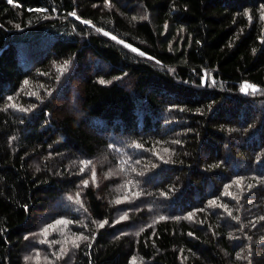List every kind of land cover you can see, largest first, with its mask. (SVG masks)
Returning a JSON list of instances; mask_svg holds the SVG:
<instances>
[{"label": "trees", "instance_id": "obj_1", "mask_svg": "<svg viewBox=\"0 0 264 264\" xmlns=\"http://www.w3.org/2000/svg\"><path fill=\"white\" fill-rule=\"evenodd\" d=\"M0 264H264V0H0Z\"/></svg>", "mask_w": 264, "mask_h": 264}, {"label": "rangeland", "instance_id": "obj_2", "mask_svg": "<svg viewBox=\"0 0 264 264\" xmlns=\"http://www.w3.org/2000/svg\"><path fill=\"white\" fill-rule=\"evenodd\" d=\"M64 251H67L66 254H68V248L67 247H65Z\"/></svg>", "mask_w": 264, "mask_h": 264}, {"label": "snow or ice", "instance_id": "obj_3", "mask_svg": "<svg viewBox=\"0 0 264 264\" xmlns=\"http://www.w3.org/2000/svg\"><path fill=\"white\" fill-rule=\"evenodd\" d=\"M9 2L11 3V2H12V0H9Z\"/></svg>", "mask_w": 264, "mask_h": 264}]
</instances>
